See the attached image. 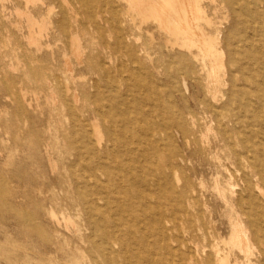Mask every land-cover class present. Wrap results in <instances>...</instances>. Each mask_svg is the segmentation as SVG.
<instances>
[{"label": "rangeland", "instance_id": "1", "mask_svg": "<svg viewBox=\"0 0 264 264\" xmlns=\"http://www.w3.org/2000/svg\"><path fill=\"white\" fill-rule=\"evenodd\" d=\"M65 6L61 0L50 12L27 0H0V264H171L153 227L159 217L169 229L167 237L175 240L174 248L209 245L207 230L228 238L233 212L216 194L214 181L218 177L223 186L231 183L232 201L238 205L254 190L247 168L252 154H245V159L242 149L233 148L232 134L222 141L221 135L203 137L200 121L191 128L190 112L200 119L201 110L197 102H188L178 81L172 101L184 114L183 131L166 118L167 134L158 143L153 137L141 155L145 148L136 140L135 113L124 119L126 106L133 110L136 105V80L126 102L112 96L104 83L94 100L93 71L65 73L55 37L51 50L45 49V19L54 22V35ZM118 7L122 14L125 4ZM66 56L72 64L70 34ZM190 87L195 98L200 89L192 83ZM126 122L133 126L124 136ZM192 190L197 204L187 210ZM172 199L181 205L173 217L163 209L174 204ZM156 204L162 208L159 216L149 210ZM241 206L239 212L247 208L243 202ZM261 219L263 230H257L258 239L250 244L252 264H264V213ZM235 254L240 261L245 258L239 249Z\"/></svg>", "mask_w": 264, "mask_h": 264}, {"label": "bare ground", "instance_id": "2", "mask_svg": "<svg viewBox=\"0 0 264 264\" xmlns=\"http://www.w3.org/2000/svg\"><path fill=\"white\" fill-rule=\"evenodd\" d=\"M60 1L27 0L48 7L50 12ZM62 3L67 8L60 10L54 35L51 33L54 22L50 17L45 19L44 37L48 40L45 49L51 50L55 37L54 45L66 62L65 73L68 69L93 71L94 100L99 98L97 90L104 83L112 96L126 102L131 82L136 80V105L133 110L126 106L124 119L135 113L136 140L145 148L141 155L147 153L153 137L158 143L167 134L166 118L173 128L183 131L184 114L172 101L179 88L178 81L188 94V102H197L201 110L200 119L190 112L191 128L196 129L200 121L206 133L203 137L213 134L217 139L221 135L222 141L232 134L233 148L242 149L245 159V154H252L251 161L247 158V168L255 182L254 190L238 201L240 207L242 202L246 204V209L239 212L232 201L235 188L231 183L223 186L218 177L214 181L216 194L233 212L229 215V237L207 230L204 238L211 241L209 245L174 248L175 240L167 237L165 230L167 233L169 229L163 227L159 217L153 227L159 231L165 258L171 264H252L250 244L258 239L257 230H263L264 213V0H62ZM120 4H125L122 14ZM65 10L71 15L72 29L67 27ZM29 30L33 34L34 25ZM69 34L72 64L66 56ZM191 83L200 89L195 98ZM97 113L94 108V123ZM132 126L124 124V136ZM95 128L98 130L97 123ZM98 133L101 135V131ZM173 179L179 186L181 178L177 171ZM200 188L206 190L204 183ZM154 197L158 200L160 195ZM171 201L174 204L163 209L173 217L181 205L177 199ZM196 204V191L192 190L186 209L194 210ZM149 210L155 216L162 212L158 204L150 205ZM236 249L245 253L243 261L236 257ZM175 256H179L178 262L173 260Z\"/></svg>", "mask_w": 264, "mask_h": 264}]
</instances>
